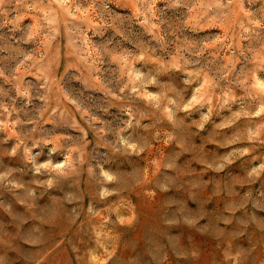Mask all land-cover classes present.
<instances>
[{
  "label": "rangeland",
  "instance_id": "rangeland-1",
  "mask_svg": "<svg viewBox=\"0 0 264 264\" xmlns=\"http://www.w3.org/2000/svg\"><path fill=\"white\" fill-rule=\"evenodd\" d=\"M0 264H264V0H0Z\"/></svg>",
  "mask_w": 264,
  "mask_h": 264
}]
</instances>
